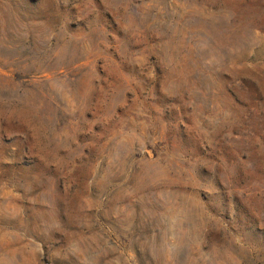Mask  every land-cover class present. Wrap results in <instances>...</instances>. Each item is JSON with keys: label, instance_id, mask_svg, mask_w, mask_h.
Masks as SVG:
<instances>
[{"label": "rangeland", "instance_id": "rangeland-1", "mask_svg": "<svg viewBox=\"0 0 264 264\" xmlns=\"http://www.w3.org/2000/svg\"><path fill=\"white\" fill-rule=\"evenodd\" d=\"M0 264H264V0H0Z\"/></svg>", "mask_w": 264, "mask_h": 264}]
</instances>
